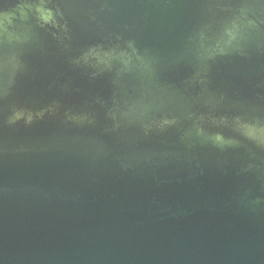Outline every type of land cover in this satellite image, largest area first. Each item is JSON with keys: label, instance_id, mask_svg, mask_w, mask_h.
I'll use <instances>...</instances> for the list:
<instances>
[{"label": "water", "instance_id": "95a60500", "mask_svg": "<svg viewBox=\"0 0 264 264\" xmlns=\"http://www.w3.org/2000/svg\"><path fill=\"white\" fill-rule=\"evenodd\" d=\"M0 264H264V0H0Z\"/></svg>", "mask_w": 264, "mask_h": 264}]
</instances>
